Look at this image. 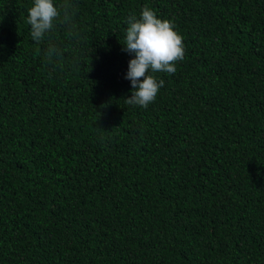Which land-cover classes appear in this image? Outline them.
<instances>
[{
	"label": "trees",
	"instance_id": "16d2710c",
	"mask_svg": "<svg viewBox=\"0 0 264 264\" xmlns=\"http://www.w3.org/2000/svg\"><path fill=\"white\" fill-rule=\"evenodd\" d=\"M0 264H264V0H0Z\"/></svg>",
	"mask_w": 264,
	"mask_h": 264
}]
</instances>
